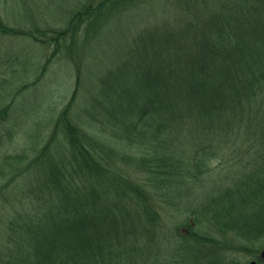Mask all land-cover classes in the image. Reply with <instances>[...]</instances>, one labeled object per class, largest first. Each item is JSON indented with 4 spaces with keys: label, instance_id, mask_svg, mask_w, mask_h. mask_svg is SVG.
<instances>
[{
    "label": "trees",
    "instance_id": "16d2710c",
    "mask_svg": "<svg viewBox=\"0 0 264 264\" xmlns=\"http://www.w3.org/2000/svg\"><path fill=\"white\" fill-rule=\"evenodd\" d=\"M116 6L124 11H110H121L110 34L136 37L99 42L50 142L15 158L17 173L25 160L47 167L29 193L20 184L15 200L0 202L16 212L0 264H156L160 206L174 217L176 264H239L205 229L235 231L253 245L264 235V0H93L67 28L38 32L57 35L54 51L76 44L84 22L97 39L91 24ZM0 33L42 40L1 14ZM224 168L226 186L217 183ZM221 243L253 247L226 236Z\"/></svg>",
    "mask_w": 264,
    "mask_h": 264
},
{
    "label": "rangeland",
    "instance_id": "374dc122",
    "mask_svg": "<svg viewBox=\"0 0 264 264\" xmlns=\"http://www.w3.org/2000/svg\"><path fill=\"white\" fill-rule=\"evenodd\" d=\"M91 2L93 0H0V14L6 26L26 30L28 33H37L42 39L0 33V202L5 196L15 200L13 191L17 190L20 184L26 185L28 192L29 188L34 189V186L41 182L43 177L45 178L43 170L45 171L47 166L30 165V160L22 163L23 171L18 173L14 171L15 158L22 153L28 158L35 157V154L50 142L57 122L62 118L65 108L72 102L79 70L83 73V80L88 81L91 70L85 69V66L91 67L93 51L102 46L98 45L99 42L103 44L107 39H113L114 43L119 44L125 39L134 40L136 37L134 33L128 38L110 34L119 12L124 11L121 6L115 8L113 6L101 13L108 16L105 22L106 18L102 22L97 19L95 24H91L93 27H100L97 39L89 36L90 26H87L89 23L84 22L81 38H77L76 44L71 41V45L66 48L67 44L62 43L61 49L54 51L57 47L54 38L57 35L49 29L44 34L38 31L53 27L58 32L67 28L71 22H75L73 15L77 11H85ZM112 9L121 11L110 12ZM134 31L138 35L141 28H135ZM97 56L102 64L101 71L104 73L106 70L102 67H104L103 62L106 61V48L101 47ZM44 66L47 68L42 71ZM9 105L11 107L8 110ZM78 109V104L72 106L71 115ZM58 128L59 130L56 131L59 133V139H65L66 130L62 125ZM60 140L52 144L50 154L56 151ZM124 162L125 160L120 159L118 163L124 164ZM24 171L27 173L22 180ZM221 171L223 173H219L221 178L217 183L226 186L229 184V180L226 179L228 173L225 172L226 168ZM14 178L16 180H13ZM163 199L162 196L157 198V204H164ZM171 200H173L172 196ZM25 201L30 202L27 197ZM5 204L0 205V259L7 261L8 248L10 249L12 240L7 235L9 231L5 229V224L7 218L13 217L16 212L12 204L6 202ZM184 217L185 214L179 219L183 220ZM159 219L157 239L161 248L157 251L156 264H161L160 261L163 260L176 264L175 253L171 251L174 248L171 243H176L175 233L170 230L174 224L172 223L174 217H171V212L168 214L166 209L160 206ZM205 224L210 225L211 222L206 221ZM205 230L211 231L219 240L214 244L216 249L222 254L234 256L239 264H250L252 260H256L257 264H264V235L253 245L235 231L225 233L228 242H233L231 245H242L244 248L253 246L251 250L245 248L235 251L231 246L221 243L225 236L218 229ZM208 247L206 246L207 249Z\"/></svg>",
    "mask_w": 264,
    "mask_h": 264
},
{
    "label": "water",
    "instance_id": "95a60500",
    "mask_svg": "<svg viewBox=\"0 0 264 264\" xmlns=\"http://www.w3.org/2000/svg\"><path fill=\"white\" fill-rule=\"evenodd\" d=\"M250 264H257L256 260H252Z\"/></svg>",
    "mask_w": 264,
    "mask_h": 264
}]
</instances>
